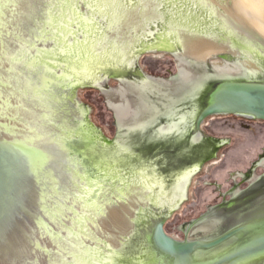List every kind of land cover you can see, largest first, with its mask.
<instances>
[{"label": "rangeland", "instance_id": "rangeland-1", "mask_svg": "<svg viewBox=\"0 0 264 264\" xmlns=\"http://www.w3.org/2000/svg\"><path fill=\"white\" fill-rule=\"evenodd\" d=\"M68 1L74 7V13L69 16L73 22L62 20L58 11H54L55 20L49 23L54 28L49 27L47 21L40 27L39 23V39L35 44L24 42L18 55L11 52V43L2 57L8 65L3 71H9V66L18 63L25 68L27 62L36 59L37 63L41 60L42 65L51 64L50 69L54 72H70L66 67L68 58L61 53L63 38L55 31L57 28L63 31L64 25L59 22L65 21L64 24L71 26L67 42H64L66 50L71 46L73 50H80L84 40L104 35L107 21L96 12L95 2L98 0H65L66 3ZM115 1L121 8L135 10L139 6V0ZM155 1L161 2L158 10L162 13L167 8L169 12L172 8V11H177L168 5L167 0ZM183 8L191 14L197 13L200 20L208 22L201 26L203 34L216 31L214 27L210 28L211 20L206 10L186 0ZM44 13L43 18L48 19V12ZM188 16L191 15H185L186 18ZM85 17L94 19L97 26L86 30L81 23ZM164 29L163 21H154L138 35L139 41L118 63L111 55H106L102 62L99 60L101 63L92 65V75L98 79L97 82L102 80L105 86L99 87L96 81L94 84H78L82 88L73 97L78 113L75 136L65 134L63 130L53 136L51 134V138L55 139V149L59 154L68 156L66 160L77 157L85 159L89 165L104 163L115 166L123 172L125 180L129 176L135 178L137 191L145 200L135 209L131 219L132 230L121 239L120 246L109 249L106 242L88 246L80 238L85 234H96L91 225L97 221L98 214L95 211L85 212L84 206L77 200L78 197L86 200L84 189H79L81 184L71 188L74 205L70 211L64 204L58 207V228L53 232L65 241L76 240L77 244L87 247L91 255L88 264H100L98 261L106 264L104 259L107 255L114 264H149L154 254L148 239L155 224L162 219L165 220L166 233L172 238L181 241L186 237L190 240H210L245 222L255 210L264 208V122L237 116H215L204 122L200 133L194 130L195 118L204 106L202 99L211 85L218 81L214 76L264 82V62L261 63L262 69L256 71L243 68L237 63L238 58L225 62L216 57L207 61L208 69L205 67L207 62L198 63L189 57H184L185 61L177 57L176 54H182L181 48L173 54H139L140 47L155 44L161 36H165ZM212 66L215 67V74ZM114 74L119 77L111 79ZM48 138L46 143L53 140L50 136ZM64 140L67 146H63ZM197 166L200 169L190 177L184 190V200L172 208L178 178ZM243 181L244 184L239 186ZM237 187V198L248 194L253 200L243 207L227 209L221 206L232 197ZM257 190L258 193H253ZM94 195H88V203L92 202L90 197ZM81 215L88 223L81 221ZM77 260L72 254L62 256L59 262L78 264Z\"/></svg>", "mask_w": 264, "mask_h": 264}, {"label": "bare ground", "instance_id": "bare-ground-1", "mask_svg": "<svg viewBox=\"0 0 264 264\" xmlns=\"http://www.w3.org/2000/svg\"><path fill=\"white\" fill-rule=\"evenodd\" d=\"M188 1H191L196 7L200 6L199 9L207 11L212 22L209 21L210 28L214 27L215 32L202 33L201 26L208 22L200 20L197 13L191 14L192 12H189L187 8L184 9L185 0L170 2L167 0L168 5L175 7L177 11H172V8L169 12L167 8L163 13L158 10L161 2L155 0H139V6L135 10L121 8L115 0H98L95 2L96 12L100 18L106 19L107 31L99 38L84 40L83 44L80 43V50H73L72 46L66 50V43H64L67 42L66 37L71 27L64 22H73L69 17L74 13L72 2L66 3L65 0H8L6 2L0 22L1 59L8 51L11 43H13L11 52L18 55L21 54L24 42L35 44L39 39L38 24L40 23V27L45 21L48 24L52 23L55 20L53 12L57 10L62 20L65 19V21L59 22L60 25H64L63 31L61 28H57L55 31L61 33L60 35L64 40L60 39V45L64 47L61 49V53H64L68 58L66 67L71 73L54 72L50 69L49 65L51 64L45 66L41 64V60L37 63L36 59L27 62L26 69L18 63L9 66L7 68L10 69L11 67L9 71H3V68L6 69L8 65H5L4 60L0 62L2 73L0 115L6 119V121L0 122V130L11 133L9 138L4 133H0V142L4 141L6 144H11L17 151L14 152L12 149L13 152L10 151L8 155L10 159L12 158L11 161L14 160L16 176H18L19 171L24 175L33 173L37 184L39 183L37 177L41 175L44 168L47 179L43 180L42 183L45 184L49 181L48 187L50 188L48 191L45 190V194L40 197L37 196V191L31 190L30 185L29 189H23L25 190L23 202L19 200L16 206L22 213L19 214L24 218L22 221L17 219V223L12 226L13 228H9L5 234H0V264H23L26 257L31 254L30 239L33 237L37 239L40 234H30L25 227V224L28 225L34 216L29 205H34L33 212L37 211L36 205L46 214L52 213L54 218L49 217V219L54 223L53 227L57 229L56 213H58V207L64 204L67 211L72 209L74 205L72 189L74 186H79L78 184H81L79 189H84L86 194V200L80 197L77 199L81 202V206H84V211H90V213L95 211L98 214L96 215L98 219L95 220V226L91 225L96 234H85L80 238L84 245L95 246L96 243L103 245V242H106L111 249V247L120 246L121 239L132 230L131 219L134 211L141 202L145 201L137 191L139 189L135 184V178L129 176V179L125 180L123 172L108 164L89 165L85 159L81 160L77 157L66 160L68 156L65 157L58 153L54 145L55 139L51 138L61 130L65 134L75 136L77 127L75 120L78 119V113L73 104L72 91L80 83L97 82L98 79L92 75V65L97 62L101 63L102 58H106V55H111L113 60L118 63L134 48L139 41L138 35L145 32L150 23L163 21L165 36H161L155 44L144 46L145 49H161L176 53L181 48L182 54H176L177 57L181 59L189 57L198 63H204L224 55L238 58L237 63L239 62L245 69L256 71L262 69L261 63L264 60V0H186V2ZM44 11L48 12V19L43 18L45 16ZM185 15L191 16L186 18ZM81 23L86 30H91L93 26H97L94 19L87 17L81 19ZM49 27L54 28L51 24ZM41 36L43 35L41 34ZM77 43L79 44V42ZM84 55L87 57L84 58ZM182 73L184 74L185 71ZM103 84L102 80L97 82L99 87H102ZM12 134H16V136L11 139ZM49 136L50 139H53L50 141L51 143L49 142L50 144L45 142ZM198 167L200 168V166ZM198 167L185 171L178 178L177 194L171 201L172 208L184 200V190ZM24 181H27V178ZM22 185L24 184H21L20 180L17 184V191L21 190ZM96 188L97 191H94ZM93 193L95 195L90 197L92 202L88 203V195ZM32 194L35 195L34 198ZM50 196L53 197L51 201ZM75 209L80 210L76 205ZM104 211L105 214L102 215ZM80 218L84 222L87 220L82 215ZM45 229H47V233L50 232L48 239L42 241L47 257L38 254L36 260L39 261V264H60L59 261L62 256L72 254L79 260H77L78 264H88L91 255L87 251V247L77 244L76 240L73 242L71 240L65 241L53 234L49 227ZM50 236L51 242L49 241ZM40 238L39 240H42ZM56 238L58 239L55 240ZM104 261L106 264H114L113 259L112 262L108 255ZM98 262L102 264L101 261Z\"/></svg>", "mask_w": 264, "mask_h": 264}, {"label": "water", "instance_id": "water-1", "mask_svg": "<svg viewBox=\"0 0 264 264\" xmlns=\"http://www.w3.org/2000/svg\"><path fill=\"white\" fill-rule=\"evenodd\" d=\"M7 1L0 0V22L2 20L1 13L4 12ZM147 52L173 54L174 51L140 47L139 54ZM218 58L225 62H232L234 59V57H226L224 55H220ZM2 60L0 57V62ZM208 63H205V67L209 69ZM211 68L215 74V67L212 66ZM1 74L0 71V83H2ZM118 77L119 75L114 74L111 79H117ZM214 78L218 79V81L211 85V88L203 97L204 106L195 118L194 130L197 133L202 131V125L207 119L215 116H240L264 122V82L218 76H214ZM148 81L150 82L151 79L148 78ZM92 83L94 84L95 81L85 82V84ZM104 86L105 83L102 87ZM81 88V85L74 88L72 99ZM3 121H6V119H3L0 115V122ZM0 133H4L8 138L9 134H11L1 130ZM15 136L16 134H12L10 138L12 139ZM65 145L67 146L64 140L63 146ZM12 149L14 150L15 148L11 144H6L4 141L0 142V234H5L9 228H13L12 226L17 223V219L22 221L24 218L20 215L22 213H20L18 206H16L19 200L23 202L24 188L29 189L31 186V190L37 191L38 197L44 195L45 190H50L48 187L49 181L45 184L42 183L43 180L47 179L45 175L46 169L44 168L41 175L37 177L39 180L37 184L33 173L24 175L18 170L19 173L16 176L14 160L11 161L12 158L8 157ZM25 178H27V181H24ZM20 180L21 184H24L21 188L23 192L16 189ZM51 198L53 197L50 196V201ZM33 206L29 205V209L34 215L32 220H30L31 224L29 222V224L27 223L28 225L25 224V227L30 234L40 235L37 239L34 237L30 239L31 254L26 257L23 264H39V261L36 260L38 254L47 257L42 243L48 239L50 232L47 233L45 228L49 227L50 231H55L56 229V227H53L54 223L49 219V217L54 218L53 214H46L36 205L37 211L33 212ZM39 238L42 240H39ZM49 241H52L51 236ZM148 242L154 254L149 264H253L264 260V208L249 216L245 222L210 240H190L186 237L185 240L181 241L172 238L166 233L165 220L162 219L153 227ZM230 242L233 243L229 245Z\"/></svg>", "mask_w": 264, "mask_h": 264}, {"label": "flooded vegetation", "instance_id": "flooded-vegetation-1", "mask_svg": "<svg viewBox=\"0 0 264 264\" xmlns=\"http://www.w3.org/2000/svg\"><path fill=\"white\" fill-rule=\"evenodd\" d=\"M237 117H240V116H237ZM242 118H244V117H242ZM245 119H248V120H253V119H249V118H245ZM263 164H264V161L262 162ZM198 167V166H197ZM200 168L198 167L197 168V171L195 172V174L198 172V170H199ZM245 182H247V181H245ZM244 184V181L243 182H241V183H239V186H241V185H243ZM238 188L239 187H237V188H235V192L233 193V195L231 194V198L230 199H228V200H225V202L224 203H222L221 204V206H223V207H226L227 209H232V207H243V206H245L248 202H250V201H252L253 199H251V197H252V195H248V194H245L243 197H241V198H237L239 195H237L238 193ZM233 189V188H232ZM232 189H230V191L232 190ZM238 190V191H237ZM237 191V192H236ZM258 191L259 190H257V191H255V192H253V193H258ZM240 192H242V191H240ZM243 193V192H242ZM261 209V208H260ZM260 209H257V210H255L254 212H252V213H250V215L249 216H251L252 214H254L255 212H258ZM247 220V219H246ZM233 228V227H232ZM228 231V230H227ZM226 232V231H225ZM225 232H223V233H225ZM223 233H221V234H223ZM185 240V239H184ZM192 240V239H191ZM253 264H264V260H262V261H259V262H256V263H253Z\"/></svg>", "mask_w": 264, "mask_h": 264}]
</instances>
